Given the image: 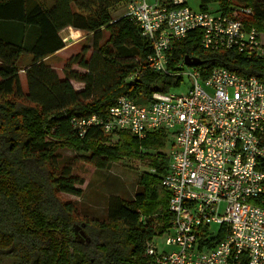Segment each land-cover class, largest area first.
I'll use <instances>...</instances> for the list:
<instances>
[{
  "label": "trees",
  "instance_id": "obj_1",
  "mask_svg": "<svg viewBox=\"0 0 264 264\" xmlns=\"http://www.w3.org/2000/svg\"><path fill=\"white\" fill-rule=\"evenodd\" d=\"M126 2L54 0L45 7L38 0H0V264L153 263L144 254L155 235L147 217L160 215L167 226L171 220L170 194L161 184L169 164L163 148L170 134L157 130L140 138L121 130L110 134L116 137L110 143L101 127L90 126L80 136L75 126L93 115L104 118L118 97L145 104L154 92L176 91L181 85L180 77L148 68L150 43L136 25L123 15L112 19L110 10ZM210 5L215 10L209 11ZM198 8L227 16L236 11L245 29L264 33V0H199ZM67 28L91 35L93 52L78 64L84 72L72 66L87 46L67 60L59 78L45 59L65 47L61 32ZM200 41L199 30L177 41L168 55L169 69L187 57L199 62L202 79L214 68H225L264 83V57L204 50ZM21 62L24 66L18 67ZM70 81L82 89L74 91ZM62 149L78 153L84 164L98 170L123 159L142 169L132 201L110 197L105 220L82 218L88 242L73 236L74 204L59 199L61 194L80 197L77 186L83 184L71 168L55 166ZM258 169L264 172V158ZM216 232L213 244L223 238L221 228Z\"/></svg>",
  "mask_w": 264,
  "mask_h": 264
},
{
  "label": "built area",
  "instance_id": "obj_2",
  "mask_svg": "<svg viewBox=\"0 0 264 264\" xmlns=\"http://www.w3.org/2000/svg\"><path fill=\"white\" fill-rule=\"evenodd\" d=\"M169 1L127 0L122 15L150 43L148 68L189 77L185 91L154 92L145 104L121 96L104 118L93 115L75 126L80 136L90 126L140 138L157 130L170 134L173 144L161 179L170 194V228L162 247L146 242L144 254L152 264H264V172L258 169L264 158V83L225 68L202 79L196 66L183 72V60L169 69L168 57L177 41L199 30L204 50L262 58L264 33L245 29L236 11L197 12L187 0ZM213 226L223 235L214 244Z\"/></svg>",
  "mask_w": 264,
  "mask_h": 264
},
{
  "label": "rangeland",
  "instance_id": "obj_3",
  "mask_svg": "<svg viewBox=\"0 0 264 264\" xmlns=\"http://www.w3.org/2000/svg\"><path fill=\"white\" fill-rule=\"evenodd\" d=\"M155 0H146V2L153 4ZM199 0H187V6L193 11H197ZM209 11L215 10L214 6H208ZM124 6L117 5L110 10V14L113 20L117 19L123 14ZM72 31H74L72 33ZM64 41L66 42V47L54 54L51 57L45 59L46 64H48L59 76L63 78L62 70L66 65L69 58H74L80 56L81 50L86 46L87 52L72 66L73 70L78 72H84V70L78 65L84 59H88L92 54L93 50L90 48L92 44L91 35H84L79 31H75L68 28V31L62 34ZM25 62L18 64V67L24 66ZM192 67L187 65H182L181 70L183 72H188ZM20 86L23 92L26 91L25 77L24 73L19 72ZM190 79L187 76H183L181 85L176 90L185 91L188 86ZM71 87L74 91H79L82 89L83 85L79 82L70 81ZM110 135V134H109ZM110 143L115 141V136H109ZM172 141H166L165 147L163 148V154L168 155L172 148ZM58 157L55 160V166L58 168L68 167L72 169V174L83 181L82 185L77 186L81 190V196L75 197L68 194L59 195V199L64 202H72L77 209V218L74 222L76 227L73 228V236L82 237L83 233V220L91 221H103L106 218L107 203L110 197H119L124 201H132L136 192L139 191L138 179L142 172L138 164L130 160H118L110 163L106 169L98 170L92 166L84 164L78 153L62 149L57 152ZM29 167H33L28 163ZM140 212V211H138ZM154 217V218H153ZM144 219V217H142ZM147 218H152L151 227L154 230L155 235L152 240H156L159 247L163 246V239L161 238L164 234L168 232L170 225L165 223L160 215H152ZM147 220V219H146ZM217 229L218 226H213ZM159 230H162L159 232ZM80 234V235H79ZM84 234V233H83Z\"/></svg>",
  "mask_w": 264,
  "mask_h": 264
},
{
  "label": "crops",
  "instance_id": "obj_4",
  "mask_svg": "<svg viewBox=\"0 0 264 264\" xmlns=\"http://www.w3.org/2000/svg\"><path fill=\"white\" fill-rule=\"evenodd\" d=\"M38 1L41 3L42 6H45V7H46V6H50V5L53 3L54 0H38ZM67 31H68V28H67V29H64V30L61 32V36H62V34H63L64 32L66 33ZM73 32H74V31H72V33H73ZM76 32H77V31H76ZM62 38H63V36H62ZM63 40H64V38H63ZM64 43H65V47H66V42L64 41ZM65 47H64V48H65ZM64 48H63V49H64ZM63 49H61V50H59V51H57V52H60V51H62ZM57 52H56V53H57ZM56 53H55V54H56ZM52 56H53V55H52Z\"/></svg>",
  "mask_w": 264,
  "mask_h": 264
},
{
  "label": "water",
  "instance_id": "obj_5",
  "mask_svg": "<svg viewBox=\"0 0 264 264\" xmlns=\"http://www.w3.org/2000/svg\"><path fill=\"white\" fill-rule=\"evenodd\" d=\"M183 61H184L185 65H187V66H197L199 64V62L197 60L191 59V58H187V57H185L183 59ZM81 236L83 238H85V235L83 233H81ZM87 241H88V239H87Z\"/></svg>",
  "mask_w": 264,
  "mask_h": 264
},
{
  "label": "flooded vegetation",
  "instance_id": "obj_6",
  "mask_svg": "<svg viewBox=\"0 0 264 264\" xmlns=\"http://www.w3.org/2000/svg\"><path fill=\"white\" fill-rule=\"evenodd\" d=\"M83 238V237H82ZM84 239V238H83ZM85 241H87V239L85 238ZM88 242V241H87Z\"/></svg>",
  "mask_w": 264,
  "mask_h": 264
}]
</instances>
